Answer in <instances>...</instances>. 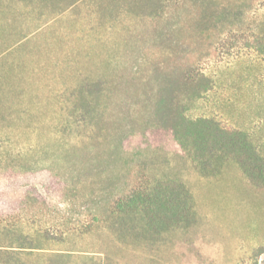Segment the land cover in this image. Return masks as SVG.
Wrapping results in <instances>:
<instances>
[{
    "label": "rangeland",
    "instance_id": "1",
    "mask_svg": "<svg viewBox=\"0 0 264 264\" xmlns=\"http://www.w3.org/2000/svg\"><path fill=\"white\" fill-rule=\"evenodd\" d=\"M96 2L0 19V215L25 231L61 228L24 264H264V188L230 158L199 169L179 125L181 115L216 116L250 132L264 155V59L246 44L264 25V0H231L240 18L194 40L184 23L125 9L114 21ZM173 59L194 62L209 78L198 93L211 90L193 100L182 89L158 109L155 69ZM94 82L102 92L78 123L74 104ZM139 178L184 184L188 220L159 231L141 216L130 230L115 225L109 207ZM90 219L88 232L61 235Z\"/></svg>",
    "mask_w": 264,
    "mask_h": 264
},
{
    "label": "trees",
    "instance_id": "2",
    "mask_svg": "<svg viewBox=\"0 0 264 264\" xmlns=\"http://www.w3.org/2000/svg\"><path fill=\"white\" fill-rule=\"evenodd\" d=\"M90 1H97L95 8L98 11L107 9L114 21L117 13L125 9L126 12H136L158 23L166 21L172 26L184 23L183 26L191 30L189 37L193 40L198 38V31L221 27L225 22H229L231 26L243 14L231 0H0V19L12 18L7 15L19 14L21 8L28 11L41 8L50 10L52 14H62ZM56 4H60L59 8ZM4 14L7 15L3 16ZM169 34H173L172 29L163 30L160 38L167 42L171 38ZM246 44L251 53L256 52L264 59V25L258 31L251 32ZM155 72L160 84L158 109L170 108L175 102L177 91L182 89L188 93L192 91L191 94H194L189 99L193 100L202 98L204 93L211 90L208 87L203 93H198L202 88L200 81L209 78L197 69L194 62L183 63L181 59H173L164 66L156 67ZM101 92L102 87L98 82L82 86L79 93L81 103L74 104L76 111L73 115L76 122L85 121L86 114L92 113L95 97ZM179 125L183 144H187L190 156L199 169L207 173L219 159L230 158L240 164L252 184L264 188V155L250 132L228 125L216 116L189 118L181 115ZM192 208V196L184 184L174 180L152 183L139 178L125 195L113 201L108 209V217L116 219L115 225L119 224L130 230L129 223L136 216H141L149 230L159 231L188 220ZM6 221L0 215V264H24L26 255L42 249L43 243L57 239V234L61 231L55 225H41L32 231H25L20 222ZM91 221L85 220L78 226L62 230L61 235L86 233L93 226Z\"/></svg>",
    "mask_w": 264,
    "mask_h": 264
}]
</instances>
